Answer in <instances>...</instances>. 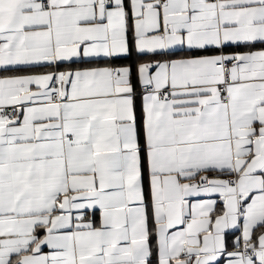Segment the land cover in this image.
Instances as JSON below:
<instances>
[{"label":"snow or ice","instance_id":"obj_1","mask_svg":"<svg viewBox=\"0 0 264 264\" xmlns=\"http://www.w3.org/2000/svg\"><path fill=\"white\" fill-rule=\"evenodd\" d=\"M0 264H264V0H0Z\"/></svg>","mask_w":264,"mask_h":264}]
</instances>
